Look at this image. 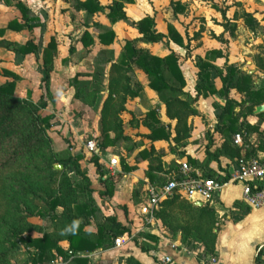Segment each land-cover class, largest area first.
I'll list each match as a JSON object with an SVG mask.
<instances>
[{"label":"crops","instance_id":"1","mask_svg":"<svg viewBox=\"0 0 264 264\" xmlns=\"http://www.w3.org/2000/svg\"><path fill=\"white\" fill-rule=\"evenodd\" d=\"M114 1H118L122 4L123 17L111 20L107 15L109 12L108 6ZM84 2L85 0H0V52L2 50L6 52L4 57L0 55V60L7 56V62H0V78L4 77V80L2 82L0 81V85L7 81H13V95L15 97L29 99L35 103L38 101L44 102L45 106L41 111H45L43 115H51V121L53 122V120L59 116H63V106H65L68 100L66 96L59 95L58 77L66 75L75 76L79 68L75 61L77 58H82L80 55L83 51L85 52H83V56L84 54L90 55L92 48H115L116 44V56L118 57L127 41L131 42L134 47L144 49L153 55L164 56L170 52L175 53L178 57L180 69L185 80V75L181 66V62L183 63L182 56L188 57L196 47L191 43L187 34V25L183 26L181 22V18H185L188 14L187 3L183 0H171L169 2L171 20H168V23L165 24L164 30L159 27L155 11H150V6L147 5L139 6L138 0H133V2H128L126 0H96L103 9L93 13L87 12L83 7L85 4ZM176 4L180 6L176 8ZM9 9L16 11V13L12 16H7L10 13ZM251 12L250 14L254 17L256 10ZM263 14L264 11H260L259 14L257 12V15H261L259 19L262 21H264ZM144 17H150L152 19L153 25L151 29L154 31L157 38L159 36L158 39L148 40L140 32V21ZM231 24L235 23L233 22ZM239 24L248 28L243 20V23L230 25V28L225 26L224 29L233 31ZM177 26L182 28L183 33L177 29ZM124 28L128 29V32H126ZM169 28L172 29V32L169 31ZM105 29H111L114 32L113 42L109 45H103L99 42L98 34ZM201 38L202 30L196 34V39ZM223 39V36L218 37V42L220 44L224 43ZM26 43H29V51L27 52L23 51L21 48ZM174 46L176 49L173 48ZM159 47L167 50L164 52L159 51ZM180 49H183L184 53H181V51H179ZM213 49L221 52V56L215 58V61L212 62L213 64L218 67H223L225 63L233 64L238 70H243V68L239 67L226 55L223 47L207 49L206 51ZM204 56L198 55V57L201 58H204ZM216 60H222V63H217ZM62 62H64L66 66L63 65ZM252 68L251 71L249 70V72L246 73L251 76L253 86L256 89L263 87L264 76L263 80L258 81V83L254 80L256 77L253 76V73H257L255 70L258 69V67L253 61ZM137 70V73L139 75L142 74L147 83L145 74L140 69ZM195 70V79L192 83V90L190 92L191 95L195 93L194 84L198 71L196 66ZM46 74L48 75V81L43 78ZM72 82H74V80H72ZM214 83L217 89L221 88L222 83L219 78H216ZM148 89L157 96L153 90L149 87ZM78 90L81 91V88L76 86L73 98L75 97L79 102H82L81 99L75 96ZM183 90L189 92L185 87H183ZM233 91L236 90L231 89L228 94L231 99H233L231 94ZM212 96L216 97L214 100H220L222 103L212 102L211 105L221 106L220 104H222V107L224 106L225 100L223 98H220L218 95ZM207 98H199L197 103ZM197 103L195 105L199 112ZM246 105H248V103ZM260 105H264V102ZM260 105H256L249 115L253 116L255 119L262 120V124L264 125V117L257 116V114L264 112V110L260 112L255 111L256 107ZM155 110L160 112V122L171 124L173 129L176 121L170 119L166 115L165 106L160 100L156 102ZM234 114L238 115L235 112ZM199 115L200 113L190 116L187 122L193 119L196 124L195 120L200 118ZM209 120V126H216V131L212 130L215 132L213 134L214 137H219L221 139L222 133L218 131L219 120L215 114V109L213 115L209 117ZM243 120L244 118L239 121L238 116L237 123L241 124ZM248 123L254 125V123L250 121H248ZM258 130L263 132L260 135L261 138H259ZM258 130L251 134L253 140L244 139L241 132L231 134L230 138L232 145L239 149L238 159L242 156L259 158L264 156V150L259 146L260 143L264 142V127L261 126ZM142 133L148 134L145 133V131ZM236 134L241 136V146L233 143V137ZM256 135L258 138H255ZM92 137L96 139L100 150V157L97 159L100 163H105L112 156H116L110 153L111 147H100L97 133H94ZM142 138L155 146L161 143V140L151 141L146 136H142ZM196 138L197 137L193 136L188 137L186 141L188 144L185 145V148H188L187 152L179 159L176 169L166 176L164 183L172 173L178 170L179 164L183 160L189 162V158H191L196 160L197 163L207 162L206 152L203 147V149L200 147L199 141H195ZM256 140H259L257 141L258 143H256ZM60 141H62L60 137L54 139V146H58L55 149L56 152H59L58 150L63 148ZM221 142H224V139H222ZM221 144L218 147H220ZM141 149L142 147L135 148L133 152L128 155L132 158L133 162H135V157ZM249 150H253V153L247 156L246 154ZM84 151L92 154V152L87 150ZM224 158L230 162V173L232 171V166L230 165L232 161L230 157L226 155H220L218 159L209 160L206 168L224 175ZM143 160L146 161L147 166L148 161L146 159H141L137 163ZM131 164L132 163H130V165ZM119 166L120 160L118 158L117 167ZM145 180L148 183L144 190L142 204L138 210L139 217L143 221L141 227L135 229L130 226L125 219V213L120 215L119 213L116 214L113 212L104 216L103 220L106 217L115 216L116 220L121 223V225L125 226L126 231L117 236L110 246L105 247L102 245L90 253L78 254V256L86 258V264H125L128 258H133L138 264H264V204L260 208L249 206L242 197V187L240 185L223 186L219 192L213 194L207 200L201 197L190 199L181 196L187 203L195 207H207L213 210L215 222L209 234L213 239V247L212 251H210L201 242H196L191 238L184 239L183 227L177 230L175 234L166 229L162 225L161 220L156 216L157 211L160 209L161 202L159 207L153 211L151 217L142 213L141 209L145 204V193L148 185H161L151 181L148 176L145 177ZM258 183L261 184L260 190L264 193V178ZM89 187L93 188L92 184L89 185ZM226 191L228 192V197L224 199L222 193ZM107 194V197H110L111 192ZM90 197L92 198V195ZM196 202H201L202 204L195 205ZM94 213H96V211H94ZM85 230L96 232L97 227L93 229L90 220V224L85 227ZM140 232H142V238H137ZM146 234H151L155 239L149 240L144 237ZM131 241L134 243L133 247L130 246ZM59 244L64 249L68 247L66 241H61ZM127 246H129L128 250H130L131 253L127 254L125 252ZM54 258L55 260L50 264H73L71 262L72 256L64 259L60 255H55ZM165 258L168 260L163 261Z\"/></svg>","mask_w":264,"mask_h":264},{"label":"trees","instance_id":"2","mask_svg":"<svg viewBox=\"0 0 264 264\" xmlns=\"http://www.w3.org/2000/svg\"><path fill=\"white\" fill-rule=\"evenodd\" d=\"M126 1L133 2V0ZM84 3L83 7L88 13L103 9L96 0H85ZM179 6L178 4L175 5L176 8ZM108 9L107 15L111 20L123 17L122 4L120 2L114 1L108 6ZM242 16L244 23L249 28L254 27L256 22L252 14L245 13ZM152 25L153 21L150 17H144L140 21L139 30L148 40L159 38V36L158 38L156 37L151 29ZM169 31L172 32V29L169 28ZM98 38L101 44L109 45L113 42L114 32L111 29H105L98 34ZM28 47L29 43H26L21 48L27 52L29 51ZM122 49L123 52H121L117 62L110 64L109 68L108 95L103 102L99 122L101 134L99 145L101 148L111 147L120 140H128V137L121 131L122 123L118 117V110L123 109L122 104L125 102L126 95L134 97L140 91V88L135 86L137 85L136 81L133 84L135 87H133L131 85L132 80L127 77L129 71L134 73L131 69L132 67L140 69L145 74L148 87L157 94L159 100L164 104L166 115L176 121L174 126L175 135L173 136L175 141L188 137L187 119L190 116L199 114L195 105L199 98H207L212 95H218L225 100L221 109L219 107L214 108L219 120L218 131L220 133L229 138L232 133L241 132L245 139L248 130H258L254 125H248L245 131L242 128V124L237 123L238 115H235L233 111L236 101L231 99L228 94L231 89L243 91L248 103L247 114H251L256 105L264 102V86L256 89L253 86L251 76L238 70L233 64L225 63L223 67L213 64L211 61L221 56L219 50H208L204 58H196L195 66L198 71L194 84L195 93L191 95L183 90L185 81L175 53L170 52L164 56L153 55L144 49L134 47L129 41L124 44ZM43 78L48 81L47 74ZM216 78L221 80L222 86L220 89L215 86L214 80ZM13 89V81H7L0 85V105L7 104L8 107L7 112L0 115V142L5 139L9 142L21 144L20 135L22 133L9 119L10 112H12L10 105L13 107L17 104L27 108V115L30 118L28 124H31L30 132L32 135L37 134L41 138L43 137L42 140L46 144L47 153L41 154V162L38 165L37 172L40 177L34 178L35 176L29 172H20L17 178L11 177L9 191L2 192V186H0V209L4 210L0 214V264H13L11 256L12 252L18 249L16 241L25 244L31 250V264L37 262L46 263L54 258L55 255H60L64 259L72 256L71 262L73 264H86V258L78 256L79 252L86 254L102 245L105 247L110 246L117 236L126 231V228L116 220L115 216H109L97 225L96 232L85 230L94 214V207L90 205L92 204V199H90V195L87 196V199H82L79 187L73 183L71 178L63 173L62 170L54 169L55 163H61L62 167H65L72 159L70 157L62 158L59 152L51 149V139L45 132L50 127L52 116L38 115V112L45 106L44 102L38 101L35 103L29 99L15 97ZM75 96L82 101L85 100L83 93L79 90L75 93ZM114 99L118 100L121 105L116 110L110 111V106ZM144 116V125L150 131L146 137L151 141L167 139V132L164 131L155 111L149 110ZM257 116L264 117V112L257 114ZM37 121H39V125H36ZM259 146L264 150V142L260 143ZM37 148L41 149L38 146ZM134 149V145H130L127 149V155H130ZM8 151L6 158L1 163L2 166H7L16 159L14 147ZM252 151H247L246 155L249 156L253 153ZM220 155L229 156L232 161L230 164L232 169L236 167L239 149L233 146L232 142L229 143L228 140H224L216 151L210 152L206 150L207 162L211 159H218ZM80 158L81 156L78 154L72 160L75 164V172L78 170ZM141 159L148 161L146 170L148 178L156 184L164 183L165 179H155V174L165 171L161 165L162 154H154L152 150L143 148L136 155L135 162ZM207 162L197 163L196 160L189 158V163L200 169L204 176L214 178L220 182L229 177V168L223 169L225 173L222 175L207 169ZM123 167H126L124 163ZM127 169H131V167ZM42 172L44 174L43 177L39 174ZM4 180H8V178L5 177ZM31 181L34 182L35 187L43 192V197L38 194H35V196H38L41 200H46L47 211H41L37 205L33 206L28 199H25L28 188L32 189L28 192L33 191ZM259 181L261 180L251 184L255 186L256 190L261 189ZM82 189H86V184ZM106 193H110V190L109 192L106 191ZM16 194L23 197L24 211L20 209L17 203L10 205ZM36 214L44 219V224L37 229L41 234L32 236L30 232L34 226L27 219ZM156 216L171 233L175 234L180 227H183L184 239L191 238L196 242H201L208 250L212 251L213 239L209 235L210 229L215 222L212 209L195 207L187 203L180 195L174 194L161 201L160 209L157 211ZM74 221L77 223H74ZM2 227L8 229V239L14 237L17 239L12 242L7 239L3 240L1 236ZM144 237L149 240L155 239L151 234H146ZM61 241L67 242L68 247L66 249L59 244ZM125 264L138 263L133 258H128Z\"/></svg>","mask_w":264,"mask_h":264},{"label":"rangeland","instance_id":"3","mask_svg":"<svg viewBox=\"0 0 264 264\" xmlns=\"http://www.w3.org/2000/svg\"><path fill=\"white\" fill-rule=\"evenodd\" d=\"M170 1L171 0H138V5L150 6V11H155L156 13L159 27L165 30V24L168 23V20H171V13L169 12ZM183 1L188 5V14L185 18H181V22L183 23V26L187 25V34L191 43L196 46L188 57L182 56L183 63L181 62V66L185 75V89L189 91V93L192 90V83L195 79L194 71H196L195 62L198 55L204 56L207 49L216 47H223L226 55L239 67L243 68L242 71L245 73L253 69V61L258 67V69L255 70L257 73H253V76L256 78L253 79L256 83L260 80L262 81L264 76V21L259 19L261 18V15H257V12L259 14L260 11H264V0ZM254 10H256L254 16L256 24L254 27L245 28L239 24L233 31L224 29L225 26L230 28V25L243 23L244 18L242 15L245 13H252L251 11ZM9 12L10 13L7 16H12L16 13V11L13 10H10ZM233 22L235 24H231ZM177 29L183 33L180 26H177ZM124 30L128 32V29L124 28ZM200 30H202V38L196 39V34ZM222 36L224 37V43L220 44L218 42V37ZM173 48L176 49L175 46ZM116 50L117 45L115 44V48H92L90 55L84 54L83 56V51L80 55L82 58H77L75 61L79 67L75 76L72 77L66 75L58 77L59 95L66 96L68 100L66 101L65 106H63V116H59L53 120V122L51 121L50 127L47 128L45 132V134H47V136L49 135L51 139V149L54 151L56 147H58L56 145L54 146V139L58 137L62 139L60 143L63 145V148L58 150L60 157H70V159L73 160L79 153V155H81V158L79 159L80 162H78L79 167L78 170L76 169V172L75 164L72 160L60 170L67 174L73 183L79 187V191L82 193V199H87L88 195H92V198H90L92 199V204L90 205L94 207V211H96V213L93 214V217L90 218L93 229L97 227L98 223L104 221V216L113 212L116 214L119 213L120 215L125 213V219L128 221L129 225L135 229L141 227L143 223L139 217L138 210L142 204V197L144 196V190L148 183L145 180V177H147V166L145 160L140 161V163L133 162L132 158L127 155V149L130 145H134L135 148L142 147V149L145 148L147 150H152L154 154L161 153V165L165 168V171L155 174V179H165L169 173L176 169L179 159L187 152L188 148H185V145L188 144V142H186L188 137H197L195 141H199L200 147H203L205 152L206 150L210 152L216 151L218 146L223 143L221 142L222 139L228 140L229 143L231 142L230 136L228 138V136L224 134H221V139L219 137H214L213 134L215 133L214 131H216V126H209V117L213 115L214 108L219 107V109H221L222 107V104H220L221 106L211 105L212 102H220V100H214L216 99L214 96L208 97L197 103L199 106L200 118L195 120L196 124L193 119L186 123L188 127L187 138L175 141L173 138L175 135V129H172V126L169 123L160 122L164 131L167 132V139L161 140V143L156 146L147 142L146 139H143L142 136H146V134L142 132L145 131V133H149V129L144 125L145 113L149 110H154L157 118L159 119L161 117L160 112L155 110L156 102L159 101V97L155 96L148 87H146L148 86V82L146 83L142 74L139 75L137 73V68L132 67L131 69L134 73L129 71L127 77H130L132 80V86L136 81L135 83L137 85L135 86H138L140 91L138 95L134 97L126 95L125 102L122 104L123 109L118 110V117L122 123L121 131L128 137V140L117 141L116 144L110 148V153L118 156L120 166L114 171H109L104 162L100 163L97 160L100 155L97 156V154L94 153H86V151H84L86 150L84 146L85 142L92 137L94 133H97L99 143L101 140L99 122L102 105L108 95L109 66L110 64L117 62L119 59V56H116ZM158 50L164 52L167 49L159 47ZM179 51L184 53L183 49H180ZM121 52H123V49ZM5 54L6 52L4 50L0 52L1 57H4ZM6 58L7 56L4 59H1L0 62H7ZM213 61L215 60H212L211 62ZM216 62L221 64L222 60H216ZM62 63L65 65L64 62ZM3 80L4 77L0 78L1 82ZM72 80H74V82H72ZM30 81L32 82L31 79ZM76 86L81 88V93H83L86 101L79 102L75 97V99L73 98ZM231 94L233 99L237 101L236 104H234L233 111L238 114L239 121L244 118L241 123L242 128L246 131V127L250 125L248 121L254 123V126L257 129L261 126L264 127L262 120L255 119L253 116L247 114V103L244 92L236 90L231 92ZM119 105L121 104L118 100L114 99L111 103L110 111L116 110ZM10 108L12 112H10L9 119L17 129L20 130L22 135H20L21 144L18 142H9L5 139L0 142V186H2V192L9 191L11 187V177L14 176L17 178L20 172H29L35 176L34 178L40 177L37 175V172L38 165L41 162V154L47 153L46 144L45 142L43 143L42 140L43 137L41 138L40 135L38 136L37 134L32 135L30 132L31 124H28L30 118L29 115H27V108H23V106L17 104L13 107L10 105ZM7 110V104L0 105V115L6 113ZM44 113L45 111L40 110L38 115L43 116ZM36 125H39V121H37ZM253 132L255 131L248 130L246 138L253 140L251 137ZM262 133V131L258 130L259 136ZM255 138H258V136L256 135ZM259 138H261V136ZM257 141L259 140H256V143H258ZM37 146L41 147V149H38ZM12 147H14L16 159L10 162L7 166H2V161L6 158V155L9 152L8 150ZM123 163L126 166L125 168L123 167ZM130 163L132 164L130 165ZM229 163L230 162L224 158L225 166L223 169L229 168ZM56 164L61 165V163H55V165ZM128 167H131V169H127ZM39 174L41 177L44 175L43 172ZM5 177H7L8 180H4ZM85 184L86 189H82ZM91 184L93 188L89 187ZM31 185L33 191L28 192L32 189L27 187L28 190L25 194V199H28L31 205H37L38 209L41 211H47L46 200H41V198L35 196V194H38L41 197L43 192L35 187L33 181H31ZM109 190L111 194L110 197H107L108 194L106 191L109 192ZM222 197L226 199L228 197V192H223ZM22 198V196L16 194L10 205L12 206L17 203L19 204L20 209L24 211ZM3 211V209H0V214H2ZM27 221H30L34 226L30 235H40L41 233L37 231V229L44 224V219L36 214L29 217ZM1 232L3 240L7 239L12 242L17 239L15 237L8 239V229L6 227H2ZM137 238H142V232L137 235ZM132 242L133 241H131V247H133L134 244ZM16 245L18 249L15 250V252H12V263L31 264V250L28 249L25 244L18 241H16ZM128 247L129 246L125 248L127 254L131 253V251L128 250ZM54 260L55 258H52L46 263L50 264Z\"/></svg>","mask_w":264,"mask_h":264},{"label":"built area","instance_id":"4","mask_svg":"<svg viewBox=\"0 0 264 264\" xmlns=\"http://www.w3.org/2000/svg\"><path fill=\"white\" fill-rule=\"evenodd\" d=\"M233 143L242 145L239 134L234 135ZM85 149L99 155L100 150L96 139L89 138L85 142ZM109 171H114L118 165L117 156H112L105 162ZM264 178V156L259 157H240L237 165L229 173V177L220 182L214 178L204 176L202 171L191 165L187 160L180 162L178 170L172 173L167 181L161 185H148L145 193V204L142 207L144 215L152 216V213L162 200L174 194H178L190 199L203 198L209 199L213 194L226 185H240L242 187V197L251 207L260 208L264 204V193L256 190L251 184ZM165 258L163 261H167ZM35 264H47L37 262Z\"/></svg>","mask_w":264,"mask_h":264},{"label":"water","instance_id":"5","mask_svg":"<svg viewBox=\"0 0 264 264\" xmlns=\"http://www.w3.org/2000/svg\"><path fill=\"white\" fill-rule=\"evenodd\" d=\"M264 110V105H260L258 107H256V112H260V111H263ZM62 168V165H54V169H61ZM202 203L201 202H196L195 205H201ZM79 255H82V252H79L78 253Z\"/></svg>","mask_w":264,"mask_h":264},{"label":"clouds","instance_id":"6","mask_svg":"<svg viewBox=\"0 0 264 264\" xmlns=\"http://www.w3.org/2000/svg\"><path fill=\"white\" fill-rule=\"evenodd\" d=\"M74 223H77V222L74 221Z\"/></svg>","mask_w":264,"mask_h":264}]
</instances>
